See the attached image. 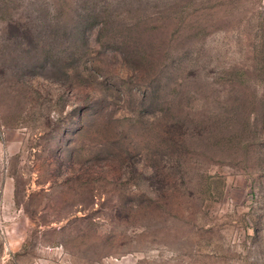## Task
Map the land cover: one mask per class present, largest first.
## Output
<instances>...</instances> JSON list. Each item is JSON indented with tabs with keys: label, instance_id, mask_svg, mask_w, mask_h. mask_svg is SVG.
I'll return each mask as SVG.
<instances>
[{
	"label": "rangeland",
	"instance_id": "1",
	"mask_svg": "<svg viewBox=\"0 0 264 264\" xmlns=\"http://www.w3.org/2000/svg\"><path fill=\"white\" fill-rule=\"evenodd\" d=\"M0 264H264V0H0Z\"/></svg>",
	"mask_w": 264,
	"mask_h": 264
}]
</instances>
